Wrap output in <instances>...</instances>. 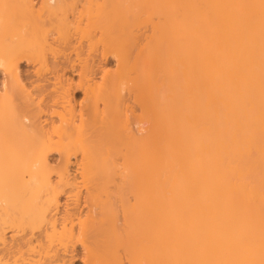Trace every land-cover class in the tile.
<instances>
[{"label": "bare ground", "instance_id": "obj_1", "mask_svg": "<svg viewBox=\"0 0 264 264\" xmlns=\"http://www.w3.org/2000/svg\"><path fill=\"white\" fill-rule=\"evenodd\" d=\"M124 1L0 0V264H264V0Z\"/></svg>", "mask_w": 264, "mask_h": 264}, {"label": "rangeland", "instance_id": "obj_2", "mask_svg": "<svg viewBox=\"0 0 264 264\" xmlns=\"http://www.w3.org/2000/svg\"><path fill=\"white\" fill-rule=\"evenodd\" d=\"M36 1V0H35ZM105 1H107V0H105ZM108 1H110V0H108ZM116 1V0H115ZM114 1V2H115ZM124 1V0H123ZM122 0H121V4H122V2H123ZM111 2H113V0H111ZM113 2V4L115 5L116 4V2L114 3ZM125 2V1H124ZM106 5V3L104 4V6ZM114 5H113V7L111 6L110 8H109V10L111 9V8H113V10L115 11V8H114ZM123 6L125 5L126 6V4L124 3V4H122ZM120 8H121V5H120ZM123 8V10H124V7H122ZM136 8H138V10H135ZM134 7V10H135V14L134 13H132V11H134V10H132L131 11V13L130 14H128L127 15V12H126V14H124V12H123V10H122V12H123V15L121 16L120 15V19H121V17H124V15H127V18L125 19V20H128V22H127V26H126V24H125V29H123L124 28V26H123V28H122V30H120V28L118 29V27L119 26H116V24H114V22L112 23V24H110V20H112L111 19V14H110V16L108 17L109 19H106V18H104L105 17V13H103L104 14V17H103V20L101 21V24H99L100 26H102L101 28L103 29V28H106L107 30H108V28H109V30L108 31H110V26L108 25V23L110 24V25H112L113 26V29H115L114 28V26H116V28H117V30L118 31H120V32H118L119 34H135V35H139V34H147L148 36H151L152 34H157V27L161 24V22H162V20H161V16H162V14H159L158 13V11L159 10H157V9H155V7H153V6H148V5H142V6H140V5H138L137 7ZM108 10V7H106V11L108 12L109 11ZM121 10V9H120ZM106 12V13H107ZM109 12H112V9L109 11ZM109 12H108V14H109ZM113 14H114V12H113ZM116 14V13H115ZM115 14L113 15V16H115ZM134 14V15H133ZM107 15V14H106ZM100 16V15H99ZM102 16V15H101ZM117 17H118V15H116ZM97 18H98V16H97ZM97 18L96 19H94V20H92V22H93V24H92V22L90 23V24H92L93 26H95V28L96 29H94V31H92V27L91 28H89V27H86L87 29L89 28V29H91V31L94 33V34H100V32L101 33H104L105 32V30L103 29H100V26H96V24H95V22L94 21H96L97 20ZM113 18V17H112ZM115 18V17H114ZM101 19V18H100ZM107 20V24H103L102 22H106V21H104V20ZM117 19V18H116ZM109 20V21H108ZM113 21H115V19H113ZM82 22H84V23H81V21H80V23L81 24H78V27H77V25H76V23L77 22H75V24H72V28L74 27H76V28H78V29H82V31L84 30V32H85V30H86V28L85 29H83V27H84V24L86 23L85 22V18L84 19H82ZM98 22H99V20H98ZM118 22V20L116 21V23ZM74 23V22H73ZM100 23V22H99ZM87 24V23H86ZM85 24V25H86ZM89 24V25H90ZM118 24V23H117ZM88 25V24H87ZM88 25V26H89ZM105 25V26H104ZM107 26H109L108 28H107ZM78 29H77V31H78ZM88 29V31L90 32V30ZM73 30V29H72ZM71 29H70V31H72ZM70 31H69V33H70ZM76 31V30H75ZM81 31V32H82ZM97 31V32H96ZM102 31H104V32H102ZM107 31V32H108ZM122 31H125L124 33L122 32ZM78 32H80V31H78ZM96 32V33H95ZM99 32V33H98ZM107 32H105L106 34H107ZM113 31H112V29H111V33H112ZM72 33L73 34H77V32H74V31H72ZM85 33H87V31L85 32ZM93 33H91V34H93ZM116 34H117V32H115ZM82 34V33H81ZM110 34V33H109ZM112 34H114V33H112ZM145 43H147V41L146 40H144L143 39V41L142 40H140V45L138 46V47H141V45H142V47H143V49H145V52H148V51H150V56H153L154 54H151V51H153L154 50V47H153V45H151V43L150 44H148V46H143ZM137 47V48H138ZM142 47H141V51H142ZM84 50V49H83ZM86 51V50H85ZM87 52V51H86ZM144 52V50H143V53H145ZM93 53H96V54H98V51H94ZM136 53L138 54V50H136ZM136 53H135V51L132 53V55H131V58H130V60L132 61V60H135L136 58H137V61L138 60H140V62L142 61V53H139L138 55H136ZM60 54H62V53H60ZM141 55V56H140ZM106 58H107V60H106ZM104 60H102L101 58H99L98 60H97V58H95V61L96 62H94V63H97V65L96 66H94L93 68H92V70H91V75H92V77H94L96 80H98L99 78H100V76H101V72H100V69H101V67H100V63H104L103 65H105L106 66V64H107V68L109 69V70H113V69H115V67H113L114 66V58L112 57V56H109V57H106ZM101 60V61H100ZM98 62H99V64H98ZM139 63V62H138ZM20 66H19V69H20V71H22V72H24L25 70H27V71H29L31 68H29V70H28V67L29 66H27V64L25 65V62H21L20 61ZM95 65V64H94ZM140 66V65H139ZM106 68V67H105ZM31 71V70H30ZM68 75V74H67ZM72 78L74 77L75 79L77 78L76 76H77V71H74L73 73H72ZM70 77V76H69ZM74 79V80H75ZM72 97L74 98V100L77 102V101H79L80 99H81V97H82V93H81V90L79 89V88H76V89H74V90H72ZM51 155V156H50ZM49 156V160L52 162V165H54L55 164V162L57 161L56 159V154L55 153H51ZM54 156V157H53ZM79 247V246H78ZM78 247H76L77 249H76V251H74V253L75 252H77V250L79 249ZM72 264H81V261H80V257L77 255L74 259H73V262H72Z\"/></svg>", "mask_w": 264, "mask_h": 264}]
</instances>
